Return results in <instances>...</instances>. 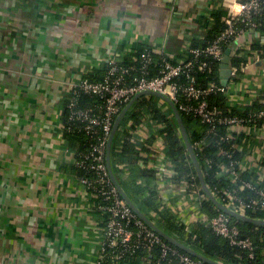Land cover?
<instances>
[{"label":"crops","instance_id":"1","mask_svg":"<svg viewBox=\"0 0 264 264\" xmlns=\"http://www.w3.org/2000/svg\"><path fill=\"white\" fill-rule=\"evenodd\" d=\"M226 5L227 0H0V264H97L99 218L91 213L92 198L77 175L64 168L75 153L63 134L69 84L139 45L184 59L191 40L209 36L211 14L220 11L223 20ZM229 47L231 61L242 58L238 64L244 70L240 78H230L225 108L263 106L264 32L249 29ZM146 97L171 111L161 97ZM131 109L112 149L131 134L143 152L136 166L154 175L136 182L154 187L162 207L193 227L204 220V196L174 179L165 137L156 135L158 121L147 113L133 128L127 118ZM244 142L239 156L253 167L248 174L263 184L264 125L249 128ZM112 149L115 177L136 204L121 183L130 181L133 170L116 160Z\"/></svg>","mask_w":264,"mask_h":264},{"label":"built area","instance_id":"2","mask_svg":"<svg viewBox=\"0 0 264 264\" xmlns=\"http://www.w3.org/2000/svg\"><path fill=\"white\" fill-rule=\"evenodd\" d=\"M241 2L245 5L244 10L234 14L228 9L223 18L225 28L214 40L205 48L190 49L196 59L184 58L175 61L165 54H158L162 57V62L157 73H153L151 65L156 61L151 52H144L139 58V66L135 61L124 64L123 58H112L101 79L79 78L70 82L67 94L72 98L67 104L69 128L72 130L70 125L77 123V129L84 131L91 142L90 150L85 153L83 160L78 161V164L89 166L96 175L81 176L78 180L92 200L101 196L107 202L98 206L103 212L110 213L99 241L97 264H101L107 248H113L116 258H122L125 250L142 247L151 250L156 244L162 246L164 257L170 252L179 253L177 249L166 244L160 234L150 228L126 203L113 183L107 166L108 141L115 120L136 94L143 91L168 96L179 110L192 114L199 120L201 137L192 143L196 154L202 152L203 143L208 136L219 134V127H225V132L219 136L215 157H205L206 165L218 167L216 178L222 185L213 188L208 186L225 206L242 214L251 210H260L262 212L260 218L264 219V186H259L255 179L243 178V174L249 173L253 167H249L241 157L234 156L238 152L240 154L243 147L248 144L244 141L249 128L264 125V105L254 107L244 114L238 113L233 107L223 111L209 98L218 94L228 95L229 82L223 85L211 80L201 84L192 74L195 67L200 71L212 72V59L221 61L226 46L231 45L247 30L259 26L260 22L257 18L264 15V0H241ZM239 24L244 26L240 27ZM200 56H204V59L199 60ZM243 70V65L233 64L231 77L240 78ZM131 71H140L141 74L127 77ZM80 92L97 95L101 102L94 107H79L75 95H79ZM159 125L156 135L161 137L162 135L158 133ZM63 127L67 128L65 124ZM219 157L227 160L220 161ZM224 178L229 180L231 185L223 184L221 181ZM244 189L254 190L256 195L242 196L240 192ZM207 222L216 234L228 239L232 245L246 249L253 257V241L249 237H242L240 228L232 222L229 214L220 212L207 218ZM181 262L203 264L201 260L188 254L181 255ZM157 264L164 262L160 259Z\"/></svg>","mask_w":264,"mask_h":264},{"label":"trees","instance_id":"3","mask_svg":"<svg viewBox=\"0 0 264 264\" xmlns=\"http://www.w3.org/2000/svg\"><path fill=\"white\" fill-rule=\"evenodd\" d=\"M220 11H214L211 14V18L213 20V26L209 32V36L206 39L194 38L191 40L189 49L186 50L185 58L187 60L196 59L194 54L190 51L191 48H205L212 40H214L225 28V23L223 20H220ZM260 22L259 26L256 28L261 32H264V15L262 17L257 18ZM210 18L205 17L202 19V22L208 24ZM240 27L244 26L243 24H239ZM229 46H226L225 50ZM144 52H151L154 60L156 61L151 65V71L153 73H157L160 64L162 62V57L147 46L139 45L136 47V50L131 54H127L123 58L124 64H130L135 61L137 66H139V58ZM137 59V60H135ZM199 60L204 59V56L198 57ZM242 58L239 56H235L233 59V64H238L241 62ZM244 59V58H243ZM211 60V59H210ZM211 64L213 67L212 72L200 71L196 67L192 74L197 78V80L202 83H207L208 81L215 80L219 84L221 83L220 79V65L221 61L211 60ZM108 68V63L100 70L99 72L88 73L84 76L89 80H99L101 79ZM140 75V71H131L129 76ZM77 104L79 107L85 106H95V104L101 102V99L97 95H93L86 92H80L79 95H75ZM72 98L67 96L65 105V113L63 115L64 124L67 128L63 127V134L66 138L69 146L75 150L74 153V161L64 166L67 171L72 172L77 175L78 178L81 176H96L89 166H83L82 164H78V161H81L85 158V153L90 150V144L88 140V135L84 133V131H79L77 129V123H72L70 125L72 130L69 128V122L67 120L69 115V110L67 109V104L70 102ZM210 101L218 106L221 110H225V95L218 94L212 95ZM133 108L129 112L128 120H133L135 123L133 128L136 125L142 123L143 119H146L147 113L152 114V119L157 120L159 124H161L162 128L159 130V134L165 137V151L167 152L168 158L171 160L172 166L175 168L176 174L174 175V179L178 181H185L191 185L196 186L200 189L201 194L204 196V200L202 202V211L206 217L204 220L199 221L193 227L188 228L186 224L178 221L177 217L171 211L165 209L160 204L159 193L154 187H149L148 185L138 184L137 178L147 177L148 179L153 178V172L138 168L136 166V160L143 153L139 148V144L136 142H132L130 139L131 134H126V136H122L120 139V146H117L118 141L115 142V145L112 149L113 157L122 162L126 163L127 166H130L133 170L132 177L130 181L122 180L121 183L129 196L138 204V206L144 210L150 212V218L156 222V224L166 231L171 236L177 238L178 240L184 242L186 245L194 248L200 253L218 261H222L225 264H264V224H255L252 222H248L230 215V218L234 224H236L240 230L242 237H249L253 241L254 246V254L253 257L250 256L249 252L246 249L241 247L232 245L228 239L216 234L212 227L208 224L207 218L217 215L220 212H223L219 209L211 200H209L202 189L201 181L198 176L195 164L192 158L189 155V152L185 146L184 140L180 131H178V125L175 121L174 115L171 111H163L159 102L155 101L152 98L146 97V95L140 97L136 103L132 106ZM255 106L250 108L237 109V112L240 114H244L252 110ZM185 124V127L188 131L189 138L192 143H195L197 139L201 137L199 134L201 125L199 120L195 118L192 114L179 110ZM225 132V127L221 126L218 129L217 135L208 136L206 142H204L202 152L196 154L202 168L203 176L205 178L206 183L213 188L216 185H222L219 183V180L216 178V173L218 170L217 166H208L205 163V157L211 156L215 157V152L217 150V142L219 136ZM145 151H147L145 145L142 146ZM239 152L234 156L239 158ZM115 160V161H116ZM218 160L226 161L224 157H219ZM114 170L116 174L120 173L119 167L117 164H114ZM121 174V173H120ZM119 176V175H118ZM243 178L245 179H253L254 177L251 174L245 173L243 174ZM221 181L225 185H231L230 181L227 179H222ZM134 182V186L130 185V182ZM259 186H263L264 183H257ZM233 186V185H232ZM242 196H255L256 192L251 189H244L240 192ZM92 208L91 213L99 218L98 227L102 229L101 235L103 233V229L106 226V222L109 218L110 213L103 212L102 209L99 208V204H107L101 196L94 198L92 200ZM246 215L253 218L262 217V212L260 210H251L246 212ZM135 227V226H134ZM161 236V235H160ZM166 244L171 246L174 249L178 250L177 253L170 252L167 256L162 255V246L160 244L154 245L151 250H147L144 247L133 249V250H125L122 258H116V252L113 251V248H107L102 258L103 264H157V262L161 259L164 264H183L181 262V255L188 254L191 255L186 250L174 245L169 242L166 238L161 236ZM195 259H199L193 255H191ZM200 260V259H199ZM202 261V260H201ZM203 262V261H202ZM203 264H208L203 262Z\"/></svg>","mask_w":264,"mask_h":264},{"label":"water","instance_id":"4","mask_svg":"<svg viewBox=\"0 0 264 264\" xmlns=\"http://www.w3.org/2000/svg\"><path fill=\"white\" fill-rule=\"evenodd\" d=\"M232 48L228 47L225 50L224 56L221 60V65H220V79H221V83L223 85H227L231 74H232ZM256 58L258 59V61L260 60L259 55H256ZM259 64H261V61L259 62ZM157 95L159 97H161L163 100H165L168 104V106L170 107V109L173 112L175 121L178 125V129L180 131V134L183 137L185 146L189 152L190 157L192 158L198 176L200 178L201 181V186L202 189L204 190L205 194L207 195V197L209 198V200H211L219 209H221L223 212L248 221V222H252L255 224H264V219L262 218H253L250 217L246 214H242L240 212H237L227 206H225L222 202H220L215 195L212 193V191L210 190L208 184L205 181V178L203 176V172H202V168H201V164L196 156L195 150L193 148L192 142L189 138V134L188 131L185 127V124L183 122L181 113L178 109V107L176 106V104L174 103L173 100H171L168 96L162 95L160 93L157 92H152V91H143L140 92L138 94H136V96L124 107V109L121 111V113L117 116L114 126H113V130L112 133L110 135L109 141H108V147H107V156H106V161H107V166H108V170H109V174L110 177L113 181V183L116 185L120 195L122 196V198L126 201V203L131 207V209L150 227L152 228L154 231H156L158 234H160L161 236H163L164 238H166L169 242L173 243L174 245L186 250L187 252H189L191 255L199 258L200 260H202L205 263L208 264H225L222 261H218V260H214L202 253H200L199 251L195 250L194 248L186 245L184 242L178 240L177 238L171 236L170 234H168L166 231H164L162 228H160L155 222H153L148 216H146L137 206L136 204L128 197V195L126 194V192L123 190V188L121 187L120 183L117 181L113 168H112V164H111V149H112V145H113V140L115 137V134L118 130V127L120 125V123L122 122V120L124 119V117L126 116L127 112L132 108V106L134 105V103L142 96L144 95Z\"/></svg>","mask_w":264,"mask_h":264},{"label":"clouds","instance_id":"5","mask_svg":"<svg viewBox=\"0 0 264 264\" xmlns=\"http://www.w3.org/2000/svg\"><path fill=\"white\" fill-rule=\"evenodd\" d=\"M228 9L234 14H239L244 10L245 5L241 2V0H227Z\"/></svg>","mask_w":264,"mask_h":264}]
</instances>
